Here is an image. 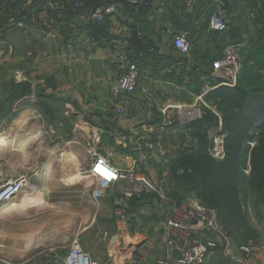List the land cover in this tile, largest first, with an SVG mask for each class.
Segmentation results:
<instances>
[{
    "label": "crops",
    "instance_id": "obj_1",
    "mask_svg": "<svg viewBox=\"0 0 264 264\" xmlns=\"http://www.w3.org/2000/svg\"><path fill=\"white\" fill-rule=\"evenodd\" d=\"M110 1L91 0L90 5ZM214 1L151 0L148 6L128 8L92 24L86 12L65 7L64 0H0V104L8 99L20 104L11 111H0V147L9 143L8 129L17 124V129L23 130L28 122L26 111L36 113L32 105L36 103L30 99L51 100L61 108L58 111L63 118H57L58 112L51 116L55 124L44 120L43 126L40 123L37 130L32 128L38 133L47 129L32 140L37 148L33 177L45 179V187L34 185L32 192L45 195L52 210L61 211L64 218L60 223L71 228L68 237L77 239L96 264H135L140 259L144 264H162L178 256H167L163 248L169 205L154 197L126 201L119 186L101 188L85 177L91 162L85 141L120 171L156 172L165 179L169 193L171 184L162 173L163 163L170 156L190 153L200 141L182 113L208 104L205 97L209 92L203 95V91L221 81L211 76L210 62L230 43H236L234 36L242 31L228 24L226 32L211 33L203 21L195 25L199 18H206L209 9L215 10ZM223 1L229 23L236 16L230 12L229 19L227 15L234 2ZM239 1L242 6L246 2ZM262 12L264 0H256V14ZM28 15L33 17L30 22L26 21ZM175 34H184L193 43L191 67H199L198 71L190 70L172 49ZM209 35H225L231 40L216 56L217 42ZM68 43L74 46L71 55L64 53ZM134 46L141 51L153 47L155 52L138 61L143 72L138 89L122 102L123 114L116 115L108 96V82L115 75L110 53L116 47ZM239 46L241 54L244 43ZM16 73H22L23 82H15ZM142 152L147 155L144 162L140 160ZM60 187L76 188V201L52 202L51 196ZM57 216L55 212L44 222L32 220L16 230L1 228L0 241L13 244V249L4 253L8 258L3 264H64L68 247L55 245L58 236L55 230L50 231L60 225ZM253 264H264V255H256Z\"/></svg>",
    "mask_w": 264,
    "mask_h": 264
},
{
    "label": "built area",
    "instance_id": "obj_2",
    "mask_svg": "<svg viewBox=\"0 0 264 264\" xmlns=\"http://www.w3.org/2000/svg\"><path fill=\"white\" fill-rule=\"evenodd\" d=\"M151 0H113L103 5L92 6L91 0H64V6L76 12H86L87 20L92 24L102 23L106 18L124 12L128 8H139L148 6ZM215 10L212 15L206 18H199L195 23L198 27L203 22L207 25L208 32L224 33L228 30V20L224 12V3L215 0ZM33 20L31 15L26 18L27 22ZM207 20V21H206ZM203 21V22H202ZM140 42L143 39L142 33H138ZM171 47L176 54L184 60L185 65L190 70L198 71L199 67H191V53L193 43L184 34H175L171 38ZM74 46L68 43L64 46V53L71 55ZM155 52L153 47L146 51H141L138 46L122 49L116 47L110 53L114 64L115 75L108 82V96L113 105V112L121 115L124 112L122 102L135 94L143 72L138 66V61L147 58V54ZM211 76L218 77L221 81L214 87L207 88L203 95L215 90L217 87L224 86L235 88L242 70L240 60V46L236 44L228 45L220 57L210 63ZM16 83L24 81L22 73L14 75ZM207 105L204 104V107ZM165 109L162 110L165 113ZM201 110L195 109L194 115H200ZM213 113L214 110L212 109ZM186 114V113H185ZM187 114H190L189 112ZM191 123L192 119H186ZM223 124L219 122L210 130V148L208 155L214 161L221 162L225 158L224 139L222 131ZM171 132V131H170ZM172 133H176L173 130ZM195 142V140H193ZM91 162L85 171V177L93 180L101 188L119 186V193L126 201L133 198L154 197L161 204L169 205L165 216L166 230L164 232L163 248L167 256L178 254L176 258L170 259L162 264H253L256 255H264L263 242H249L234 248L228 243L223 245L228 237L218 222L216 215L208 211L198 200L185 199L178 202L169 196L167 184L164 181L156 180L151 173L138 174L131 171H120L116 169L106 158L98 155L92 148L90 141H85ZM142 152L140 160L145 158ZM178 176L192 174L190 169L179 168L176 171ZM20 184L9 183L0 189V199L8 194L9 191L17 193ZM8 195V196H10ZM2 201H0L1 203ZM121 219H125V214ZM64 264H96L92 262L87 254L82 250L77 239L72 244L64 258ZM135 264H144V260H136Z\"/></svg>",
    "mask_w": 264,
    "mask_h": 264
},
{
    "label": "rangeland",
    "instance_id": "obj_3",
    "mask_svg": "<svg viewBox=\"0 0 264 264\" xmlns=\"http://www.w3.org/2000/svg\"><path fill=\"white\" fill-rule=\"evenodd\" d=\"M228 1L234 2L233 6L229 7L227 10V15L230 19L231 18L230 12H232L233 14H236L237 16V13H239V10L244 6V4L242 6L238 2V0H228ZM222 2L224 1L222 0ZM226 6H227V3L224 6L225 7L224 12H226ZM213 11L214 10L209 9L208 12L211 13L210 16L212 15ZM208 12H205L206 18L210 17L206 15ZM251 14H248L249 15L248 18L245 19L246 20L245 23H247V25L241 27L242 28L241 33L239 32L235 35V42H237L236 40H238L244 43V48H243V51L241 52L240 60H241L242 66L245 65L244 67L247 66L248 68L253 66V63L248 62V64H246L245 59L247 58V54L250 52V49H251L250 47L255 42V39H254L255 31L257 28H261L264 30V18L263 17H259L257 19L259 20L260 23H257L255 28L253 25H250V18L252 20V18L256 16V10L253 11V15ZM235 17L233 16L231 18L232 20L230 19V21H231V24H234V26L236 27L235 23L237 19ZM204 25L207 28V25L206 24ZM233 30L234 29L232 28L231 31H229L230 38L232 37L233 33L231 34V32ZM224 36L209 35L211 41L215 40V42H217L215 43V45L217 44L218 48L214 51L218 53L216 54V56L222 52V50L228 44V41L231 40V39L227 40ZM262 38H263V43H264V36H262ZM230 44H234V43H230ZM242 54H244L243 57H242ZM262 58L264 59V56ZM261 65L262 66H255L253 71L256 72V78L260 77L262 80L264 79V63H261ZM244 67L242 71L244 70ZM243 80H244L243 77H241L239 81L240 83L237 84L238 87L236 86L235 88L240 89L241 91L248 92L250 96L254 98L253 100L248 99V102L250 104L248 109H253L254 105H256V117H257L258 115H261L264 111V84L262 82L256 83V85H254L256 86V89L253 90V88H251L253 84L249 87L244 83ZM214 83H215V80L211 79V84H214ZM211 92H209L205 97L206 101L208 102V104H206L207 106L201 107V109H199L201 110L200 115H197V114L194 115L193 114L194 112L192 113L190 112V114L182 113V116L184 117L183 119L185 120L192 119L191 123H196L197 121L202 120L204 118L211 119V116H213L216 118V123L214 122L215 125H212L213 127L218 124L219 118H220L221 123L223 124L222 131L225 134L224 149H225V156H226V146L233 145L231 144L233 141L231 139L232 138L231 131L228 130V128L224 125V120L227 123V125L230 126L233 123V120L230 119V116H232L233 114L236 115L237 118L241 119L240 113L242 112V110L239 108V104L241 103V101L236 100L235 98H229L230 96L226 98L224 96L217 97L215 96L214 93H211ZM30 101H34L36 103V104H32L36 106L34 107L36 110V113L33 114V112H31L33 111L32 109H30L29 111H26L27 113L25 114V117H26L25 119H28V122L26 125H24L23 130L22 129L18 130L17 124L14 126L13 129H8L5 133L8 135L7 137H8L9 143L7 144L6 147H4V149H0V150H5L4 153L0 152V189L9 183L22 185L19 187V191L17 193H14L12 196L5 197V199L7 198V201H3V198H1L2 199L1 201H3L4 203L3 202L0 203V213L4 211L6 208H16V209L14 211L15 213L14 216L4 217L0 219V229L1 228L3 229L12 228L16 230L18 226H23V225H28V224L30 225L32 220H36V222L43 221L45 219L48 220L49 217L55 214V212L58 213V216L56 218L58 220V223L63 222L59 220L60 219L62 220L64 218L62 215L59 214L61 211L58 212V211L52 210V208L48 205L50 201L46 202L47 198L45 195L37 194L34 196L32 192L33 191L32 188L34 185L40 188L45 187V184L43 183L45 179H35L33 177L34 169L37 165L35 163L36 161L34 162L33 160V154L37 148L34 147V144H33L34 141L32 140L37 138L39 135L41 136V134L43 135L44 131H47V129H44L40 131L39 133L38 131H36L37 126H39L40 123L42 124V126L45 124L43 123L44 120L48 123L55 124L52 121L51 116H54V113L56 114V112L59 113L57 114L59 116V117L57 116V118H63V115H61L62 112H59L61 108L59 109L56 106V104L52 102L51 100L48 101L47 99H43V98L37 99L35 97V99H30ZM19 106L20 104L16 105L15 103L12 102V100H9V99L4 100L3 103L0 104V111L6 110V109L11 111V109L12 110L16 109ZM29 106L31 107V105ZM54 109H56L55 112H53ZM212 109L214 110V113ZM6 123H8V120L6 121ZM262 123L256 126L255 128L247 130L245 128V121L239 120L238 122H235V126L237 128L235 130V133L245 131L249 136V142L244 144L242 155H241V157L243 158L242 164L244 165L243 166L244 170L242 174H243V177L245 178L244 180L245 183H247V179L251 175V168H252L251 160L255 159V161H259L260 159L264 158V123L263 124ZM46 125H49V124H46ZM5 126L6 124L3 127ZM34 127L36 128V130L32 129ZM213 127H211L207 131V133H205L206 140L209 141L208 142L209 145L207 146L208 147L207 154H208V149L210 148V140H211L209 137V134H210V130ZM202 136H204V134H202ZM200 143L202 142L198 141L197 146L195 147V150L200 148L199 147ZM146 157L147 155H145V158ZM145 158L141 162H144ZM174 160H175L174 156H170L169 158H167V162L163 163V169H162V173L168 176L167 182L171 184L169 188V196L171 198L176 199L177 197L179 198V196L184 195L182 198L196 199L208 211L213 212L216 215V218L219 221L220 225L222 226L224 233L226 234L227 237L229 236L228 240H225L224 242L223 249H224V246H228L226 243H228L229 246L231 245L232 248H234V251L236 250L235 249L236 247L246 245L249 242H256V243L263 242L264 243V200L260 203L259 200L256 199V196L252 195L253 193L247 187V184H244V186L241 188V194L239 197L241 200L242 215L244 216L243 222L238 224L239 220L234 215H226L225 217L223 215L222 217L223 222H222L218 218V213H217L218 210L212 207H208L205 204H203L200 201V199H198L193 193H185L183 192V190H181L180 192H178V194H172L174 189L177 188L179 190L181 186L180 184L178 185L177 183V178H178L176 175L177 168L175 170L174 168L176 166L174 163H172ZM259 168L260 166H258V164L256 163V170H259ZM151 175H153V177L156 180L166 182L165 179L160 178L156 172L154 173L151 172ZM76 192H77L76 188L74 189L72 188L65 189L61 187L56 188L55 193L53 194V196H51L52 202L65 203V202L76 201L75 197H78ZM31 201H34L32 202L31 207L27 209H21L22 204H25V202L29 203ZM44 202H46L47 204H44ZM34 207H37L36 211L30 210ZM47 229L49 231L50 228H47ZM53 230H55L54 233L58 236V243L55 245L68 247V248H65V251L68 252L72 244V241H73L72 239L68 237V233L70 232L71 228L64 227L63 223H60V225H58L56 228H51L50 231H53ZM60 239L62 243H59ZM12 249H13L12 243H10L9 241H5V242L0 241V264H3V262H5V260H7L8 258L4 255V253H7L11 251ZM14 260H15L14 258L10 259V261H14ZM222 262H224V264H229V262H226V261H222Z\"/></svg>",
    "mask_w": 264,
    "mask_h": 264
},
{
    "label": "trees",
    "instance_id": "obj_4",
    "mask_svg": "<svg viewBox=\"0 0 264 264\" xmlns=\"http://www.w3.org/2000/svg\"><path fill=\"white\" fill-rule=\"evenodd\" d=\"M245 1L246 2H243L244 6L239 10V13H237L236 16L237 21L235 25L239 27L246 26L247 23H245V19L248 18V14L252 13L251 15H253V11L256 10V0ZM238 2L240 1L238 0ZM246 10H249L248 14L246 13ZM259 17L264 18V13L256 14L252 20L250 18V25H253L254 28L257 23H260L259 20H257ZM230 23L231 22L228 24L235 27L234 24ZM262 36H264V30L257 28L255 31V42L250 47V52L245 59L246 64L252 62L253 66L248 68L243 65L242 69L244 67V70H241L237 82V84H239L240 78L243 77V81L247 86L250 87L253 84L251 86L253 90L256 89V86H254L256 83L262 82L264 84V79L261 80L260 77L256 78V72L253 71L255 66H262L261 63H264V59L262 58L264 56V43ZM236 41L238 45L242 43L238 40ZM243 55L244 54H242V57ZM211 93H214L217 97L224 96L226 98L230 96L229 98H235L236 100L241 101L239 104V108L242 110L240 113L241 119L233 114L230 116V119L233 120V123L230 126H228L224 120V125L231 131V139L233 141L231 144L233 145L226 146V156L223 161H214L207 154L209 141L206 140L205 133L213 127L212 125H215L214 122L216 123V118L211 116V119L204 118L196 123H192V128L195 129L196 133L195 136H197L202 143L199 144L200 148L197 150H192L188 154L180 155L172 162L176 166L174 168L175 170L176 168H182L190 169L192 171V174H184L182 176L176 174L178 177L177 183L181 186L179 190L176 188L177 191L174 189L172 194H178L181 190L185 193H193L203 204L218 210V218L221 221L223 215L224 217L226 215H234L239 220V224L243 222L244 217L242 215L241 200L239 198L241 188L244 184H247V187L253 193L252 195L256 196V199H258L260 203L264 200V158L259 161H255V159L251 160V175L247 179V183H245V178L242 174L244 165L242 164L243 158L241 155L244 144L249 142V136L245 131L235 133V130L237 129L235 122H238L239 120L245 121V128L250 130L262 122L264 123V111L261 115L256 117V105H254L253 109H248L250 106L248 99L253 100L254 98L246 91L220 86ZM202 134H204V136H202ZM256 163L260 166L259 170H256ZM183 196H179V198L177 197L176 200L178 202L185 200V198H182Z\"/></svg>",
    "mask_w": 264,
    "mask_h": 264
},
{
    "label": "bare ground",
    "instance_id": "obj_5",
    "mask_svg": "<svg viewBox=\"0 0 264 264\" xmlns=\"http://www.w3.org/2000/svg\"><path fill=\"white\" fill-rule=\"evenodd\" d=\"M2 143V142H1ZM0 143V144H1ZM1 146V145H0ZM4 147H6V146H2V147H0V149L1 148H4ZM13 147H14V145H13ZM9 148V147H8ZM48 179V178H47ZM10 193H12V191L10 192H8V194L6 195V196H4V197H2L3 198V201H7V198L5 199V197H9L8 195H10ZM14 194V193H13ZM12 194V195H13ZM12 195H10V196H12ZM39 198V197H38ZM5 199V200H4ZM2 199H0V201H1ZM2 201V202H3ZM32 202H34V201H31V202H29V203H27V202H25V204H22V206H21V209H27V208H29V207H31L32 205ZM4 203V202H3ZM6 203V202H5ZM15 209L16 208H6L4 211H2L1 213H0V217L1 218H4V217H10V216H14L15 215V213H14V211H15ZM7 229V228H6ZM12 229V228H11Z\"/></svg>",
    "mask_w": 264,
    "mask_h": 264
}]
</instances>
